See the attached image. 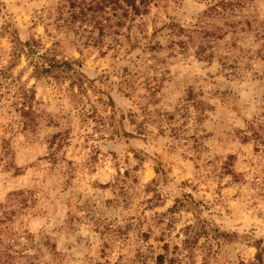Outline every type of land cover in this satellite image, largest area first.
<instances>
[{"label": "rangeland", "instance_id": "rangeland-1", "mask_svg": "<svg viewBox=\"0 0 264 264\" xmlns=\"http://www.w3.org/2000/svg\"><path fill=\"white\" fill-rule=\"evenodd\" d=\"M80 1L0 0V264H256L264 0H108L95 30ZM31 41L84 75L37 79Z\"/></svg>", "mask_w": 264, "mask_h": 264}, {"label": "trees", "instance_id": "trees-1", "mask_svg": "<svg viewBox=\"0 0 264 264\" xmlns=\"http://www.w3.org/2000/svg\"><path fill=\"white\" fill-rule=\"evenodd\" d=\"M77 1V0H76ZM123 0H111V2L108 4L109 7L114 8L116 10L118 7H120L124 13L123 16L126 17L129 14V8L132 7V9L135 11L136 14L141 13V9L143 8V5L146 3V0H124L125 4L122 2ZM108 0H102L101 2H97V0H92L88 3V0H82L80 1V9L77 10L73 7H71L70 16L68 19H66V22L73 26H77L79 24L82 27L93 28V30L99 28L100 26H103L102 21H110L111 19L109 17L105 16V11ZM139 2V4H138ZM92 11V12H91ZM146 13V12H144ZM117 16V15H116ZM64 21V20H63ZM119 25H123L122 23H118ZM79 30H81L80 27H78ZM86 32L88 30H85ZM92 32V31H91ZM102 32H105L102 30ZM23 50L26 52V56L30 58L31 65L33 66L35 72V77L37 79H41L42 77H48L51 79H57V78H66V79H73V78H81L84 74L81 72L80 69H78V66L76 67L75 62L69 63L64 61H59L57 59V54L53 52V50H47L46 53L40 52V45L36 41H31L28 43H25L23 45ZM31 122V120H30ZM29 122V123H30ZM28 123V126H29ZM161 169H157V173L161 175ZM259 247V253L257 255V263L256 264H263L264 262V247ZM161 263L163 264V258H160Z\"/></svg>", "mask_w": 264, "mask_h": 264}]
</instances>
